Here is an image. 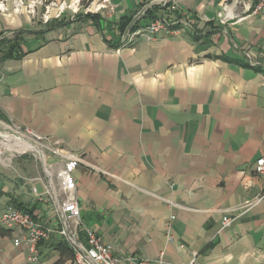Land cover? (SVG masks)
Masks as SVG:
<instances>
[{
  "label": "crops",
  "instance_id": "1",
  "mask_svg": "<svg viewBox=\"0 0 264 264\" xmlns=\"http://www.w3.org/2000/svg\"><path fill=\"white\" fill-rule=\"evenodd\" d=\"M51 1L77 10L46 21L38 7L0 16V43L23 32L20 56L0 61V113L81 158L85 227L121 256L264 264V199L221 231L224 215L264 194L253 168L264 157L260 0H169V18L189 22L182 33L126 47L118 22L149 0H115L108 17L96 13L99 0ZM223 54L240 63L216 58ZM48 160L62 167L51 153ZM15 178L0 164V218L16 199L53 221L43 178L34 195L26 186L39 177ZM56 241L32 263L10 230L0 235V264H76Z\"/></svg>",
  "mask_w": 264,
  "mask_h": 264
},
{
  "label": "built area",
  "instance_id": "2",
  "mask_svg": "<svg viewBox=\"0 0 264 264\" xmlns=\"http://www.w3.org/2000/svg\"><path fill=\"white\" fill-rule=\"evenodd\" d=\"M167 3L169 0H149L148 4L138 10L134 14L131 24L121 33L119 31L122 47L133 45L142 36L152 38L159 33H166L170 36L180 35L182 30L189 25L187 20L176 21L163 14L156 19L145 21L147 10L152 5L161 4L165 6ZM95 11L96 13H103L107 17L115 15L117 12L115 0H99L95 6ZM254 11L256 13L264 12V0L259 1ZM0 138V141L4 143L9 141L8 138L12 142L18 139L30 143L37 149L31 152L39 154L45 164L44 172L47 182L43 181V185L45 193L53 205L52 218L54 220H43L35 212L30 213L12 205L7 206L0 218L1 226L14 232V245L25 249L29 262H39L41 245L56 238L71 247L76 264H171L165 260L163 254L153 261L135 256H121L117 254L115 247L106 242L94 229L85 227L81 217V208L78 204L75 177V171L82 161L80 157L70 151L51 146L45 137L30 127L8 123L2 119H0ZM3 150L10 151L3 148L0 143V153H4ZM44 151L50 152L62 162V167L56 176L57 187L52 184L54 168L47 164L49 156ZM10 152L23 155L30 151ZM41 153L45 155V160ZM253 168L257 175L264 178V157L258 159ZM34 191L37 193L35 187ZM263 199L264 194L244 202L235 209L237 212L235 216L224 215L221 231L232 227L238 218L249 212ZM174 219L175 217L172 216L171 220ZM171 230L172 225L170 223L167 226L168 234L171 233ZM187 264H197V261L193 259Z\"/></svg>",
  "mask_w": 264,
  "mask_h": 264
},
{
  "label": "rangeland",
  "instance_id": "3",
  "mask_svg": "<svg viewBox=\"0 0 264 264\" xmlns=\"http://www.w3.org/2000/svg\"><path fill=\"white\" fill-rule=\"evenodd\" d=\"M3 1H5V4L3 3ZM87 1L88 0H85L84 3L87 4L88 3ZM148 2L149 1L145 2L144 4L146 5V4H148ZM156 5L159 6L160 8H162V10L160 11V15L161 14L170 15V13L168 12V11H170L169 10L170 4L165 5V6H163L161 4H156ZM12 7H14V9H18V8L21 10L23 9L24 11H26L28 13H32V15L35 11L33 8L35 7V9H36V7H38V8H40V9H38L39 10L38 15H39V17H42V19H44V21H46L47 19H51V18L56 17L58 15V13H60L63 10L67 11L69 8H70V11H76L77 10V8H75V7L73 8L70 6L69 8H67L63 4L52 2L51 0H23V1H20V0L19 1H17V0H0V16L8 13L10 8H12ZM35 14H36V11H35ZM39 17H37L36 22H38V20L40 19ZM1 27H3V25ZM8 143H10V142H8ZM8 150L14 152L12 149H8ZM10 151L3 150L4 153H0V164H2L5 168H7L8 171H12L16 176L15 179L21 183L27 182V179L39 177V178H36L33 180L34 183L30 182L31 184H27V186H26L28 189L27 193L34 195L35 194L34 187H36L38 189L40 187V185L42 186V183L38 182V181H40V179L43 178V181L47 182V178H46V175L44 172L45 164L42 162L43 160L40 158V155L35 153V152L30 151L27 154L22 155V154H17V153L12 154ZM44 152L46 155L49 156V153L47 151H44ZM41 154H43V153H41ZM12 156H14V157H12ZM7 158H9V160H7ZM47 164L52 165L54 168V177L52 180V184L54 187H57L58 183H57L56 176H57V172L59 171V169L57 168V165L50 163L49 160H48Z\"/></svg>",
  "mask_w": 264,
  "mask_h": 264
},
{
  "label": "trees",
  "instance_id": "4",
  "mask_svg": "<svg viewBox=\"0 0 264 264\" xmlns=\"http://www.w3.org/2000/svg\"><path fill=\"white\" fill-rule=\"evenodd\" d=\"M161 10H162V8H160L157 5L151 6L147 10V13H146L147 19H145V21L147 22L148 20L156 19V18L162 16L163 14L160 15ZM87 16H93V17L97 18V15L87 14ZM133 17H134V14H129V15H125L124 17L120 18V21L118 22V29H119L120 33L122 31H124L128 25L131 24V22L133 21ZM21 33H23V32H21ZM21 33H19L18 36H16V37L14 36L11 39H4L3 41H1V43H0V61L13 59V58H17L20 56L21 45H22ZM193 37L195 40H198V38H199V36L196 33L193 34ZM216 58H221L222 60L231 61V62H233L235 60L234 62L240 63V61H238L237 59H232V58H230L224 54L217 56ZM0 119L6 121V118L1 113H0ZM9 205H12L18 209L28 211L30 213H34L36 210V206H30L27 204L20 203L16 199H14L13 201H10ZM9 231L10 230L5 229L4 227H2L0 225V235H6L9 233ZM56 247L61 252L63 257H65L67 259L74 258L73 250L64 241H61V240L56 241Z\"/></svg>",
  "mask_w": 264,
  "mask_h": 264
},
{
  "label": "bare ground",
  "instance_id": "5",
  "mask_svg": "<svg viewBox=\"0 0 264 264\" xmlns=\"http://www.w3.org/2000/svg\"><path fill=\"white\" fill-rule=\"evenodd\" d=\"M10 143H4L1 142V145L3 148L5 149H12L13 151H16L18 153H23L25 151H33V150H37L36 148H34L30 143L24 142V141H20L18 139H15L16 142H11L12 140L10 138H8ZM42 158L45 160V155L41 154Z\"/></svg>",
  "mask_w": 264,
  "mask_h": 264
}]
</instances>
